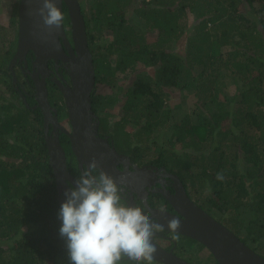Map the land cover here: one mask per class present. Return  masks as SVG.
<instances>
[{
  "label": "trees",
  "instance_id": "16d2710c",
  "mask_svg": "<svg viewBox=\"0 0 264 264\" xmlns=\"http://www.w3.org/2000/svg\"><path fill=\"white\" fill-rule=\"evenodd\" d=\"M78 1L96 86H105L94 89L93 107L121 113L119 135L136 133L153 146L205 210L264 253V0ZM19 3L6 10L0 0V264H70L42 122L5 69L17 48ZM141 68L145 80L117 86L119 74ZM226 78L231 98L222 90ZM173 88L192 101L189 109L170 105Z\"/></svg>",
  "mask_w": 264,
  "mask_h": 264
},
{
  "label": "water",
  "instance_id": "95a60500",
  "mask_svg": "<svg viewBox=\"0 0 264 264\" xmlns=\"http://www.w3.org/2000/svg\"><path fill=\"white\" fill-rule=\"evenodd\" d=\"M56 3L61 12L68 16L71 42L66 37L64 21L59 30L54 27L49 29L44 25L42 17L38 14L43 0H20L17 51L9 66L13 73V83L17 81L14 72L15 63L18 60H26L30 50L36 56L34 67H46L49 59L55 61L61 59L67 63L66 72L72 86H64L60 83L57 85L63 95L68 120L72 127V133L69 134L72 153L82 169L84 165L88 168L90 162L95 159L98 161L99 172L111 173L114 169L117 170L115 165L119 155L111 148L107 140L99 138V123H94L96 117L92 111L91 97L96 84V71L81 6L78 0H56ZM64 49H67L69 54H66ZM23 101L28 107L26 99ZM37 101L44 110V116L47 117L52 107L44 80L41 85H37ZM47 121L46 119V129H48ZM46 142L56 189L58 192L67 190L68 181L71 182L72 178L67 168L65 151L60 143L59 135H55L54 140L50 137ZM183 197L186 212L183 214L184 220L179 218L181 227L178 234L205 246L218 264H264L262 256L242 242L227 227L191 202L185 192ZM63 202L61 200V204ZM164 215H168L167 218L163 216L155 218L159 222L166 221V223L175 218L169 214ZM163 227L168 229L167 224ZM154 258L155 262L161 264H192L160 249L157 250Z\"/></svg>",
  "mask_w": 264,
  "mask_h": 264
},
{
  "label": "flooded vegetation",
  "instance_id": "af4514ba",
  "mask_svg": "<svg viewBox=\"0 0 264 264\" xmlns=\"http://www.w3.org/2000/svg\"><path fill=\"white\" fill-rule=\"evenodd\" d=\"M64 25L66 37L71 42L70 24L68 22V18H65V16ZM16 51L17 48L14 55L9 60V66L16 54ZM64 51L66 54H69V51L67 49H64ZM35 62L36 56L30 50L26 55V60H18L15 63L14 72L17 77L16 83H13V73L8 66L9 74L11 75V84L18 92V96L22 98V101L23 99H26L29 106L27 107L25 102L23 101L25 107L33 112H36L37 117L41 120L42 137L44 139L46 147L47 139L51 137L54 140L55 135H59L60 143L65 151L67 168L72 178L71 182L68 181V187H74L75 179L79 178V176L84 171L88 170V168L86 165H84L83 169L79 167L78 161L73 155L70 145L71 143L69 134L72 133L70 121H66V119L59 111V109H61L60 107L64 106L66 111L67 108L65 106L63 95L57 83H60L64 86H72L66 72L67 63H65L61 59H59L58 61L49 59L46 67H34L33 63ZM43 80L46 83V88L48 90V100L50 106L52 107V109H49L48 113L50 114H47V117L44 116V110L41 108L37 101V85H41ZM99 86L101 85L96 86L95 84V92L96 88L99 90ZM55 98H62L63 101L55 100ZM91 105L92 111L96 117L94 123H99V138L102 140H107L111 148L114 149L115 152L119 155V159L117 160L115 165L117 170L114 169L113 172L108 174L116 177L122 184L123 191L121 203L123 205H131L142 208L147 215L164 226L167 224L166 221L159 222L156 219L157 216H163L167 218L168 215L164 214H169L172 217L175 216L184 220L185 216L183 214L186 211L185 207L183 206V193L185 192L187 198L191 202L199 206L202 210L215 218L218 222L221 221L219 218H217V216H214L207 210H205V208L201 204L202 202L196 200V196H194V194L192 193L188 181L182 174L177 173L170 166L165 164L158 154L154 156L155 154H149L148 149H137V147L134 146L136 140H140L139 138H135V133L130 134V139H133L132 146L129 147L130 149H123L119 147L120 144L117 141L120 137L116 135V130L120 128L119 126H117V123L122 117L121 113L114 112V116H102L99 114V108H94L92 102ZM54 110H56V112H54ZM55 115L56 122L54 120ZM46 119L48 120V129H46L45 127ZM64 131H66L67 133H65ZM123 136L126 135L124 134ZM191 170L193 174L197 171L193 167L191 168ZM93 174L98 175L99 171L95 169L93 170ZM65 191L66 190L64 189L61 192H58L57 190L60 206L61 200L65 201L66 199L64 195ZM181 242H185L187 245H189L187 242L194 243L195 248L199 249V247H201V250L204 251L201 253V255H206L205 258H209L212 256V259L215 261L213 255L205 246L191 238L180 234H177L176 238H173V235L168 229H166V227L163 231L157 233L154 239V244L157 250L160 249L162 251L172 253L189 263L199 264L198 262L196 263L194 261H191L192 258H186L185 255L182 254V252L186 253V248L181 244ZM205 258L203 257L201 259ZM121 261L132 262L123 257ZM155 264L161 263L155 262Z\"/></svg>",
  "mask_w": 264,
  "mask_h": 264
},
{
  "label": "clouds",
  "instance_id": "9594fccd",
  "mask_svg": "<svg viewBox=\"0 0 264 264\" xmlns=\"http://www.w3.org/2000/svg\"><path fill=\"white\" fill-rule=\"evenodd\" d=\"M38 14L49 29L62 27L65 15L56 0H43ZM97 167L93 159L75 179V186L65 191L58 211L59 235L65 240L70 264H117L122 257L133 264H155L154 239L164 227L142 208L123 205L121 182L103 171L94 175ZM216 178L224 177L218 173ZM167 227L176 238L180 219L168 220Z\"/></svg>",
  "mask_w": 264,
  "mask_h": 264
},
{
  "label": "rangeland",
  "instance_id": "374dc122",
  "mask_svg": "<svg viewBox=\"0 0 264 264\" xmlns=\"http://www.w3.org/2000/svg\"><path fill=\"white\" fill-rule=\"evenodd\" d=\"M87 1H92V0H87ZM15 2V0H5V4H7V8H6V10L8 9L9 10V8H10V5L11 4H13ZM5 13L3 12V11H1L0 10V23H2V24H4L5 22H6V15H4ZM187 25H190L191 24V22H192V18H189L188 20H187ZM69 27V26H68ZM188 26H186V28H187ZM96 37H97V39L96 40H98L100 37H99V35L97 34L96 35ZM8 64L5 66V69H6V71L8 70L7 68H8ZM141 67V66H140ZM146 71L144 70V68H141L140 70H139V72H137V73H129V74H119L118 75V78L117 79H119V83L117 84V86H119V85H122L123 86V84L122 83H124V88H127L129 85H131V82L133 81L132 79H135V78H137L138 80L139 79H141V80H145L146 79ZM104 87L105 86H99L98 88H99V90H101L102 92H104ZM123 88V89H124ZM222 90H223V92L225 93V94H227L228 95V97H233V95L235 94V87L233 86V84H232V81L229 79V78H226L224 81H223V88H222ZM123 92H121V94H122ZM171 93H172V99H171V101H170V105L172 106V105H175V103L177 104V103H179L181 106L182 105H184L186 108L185 109H189L190 107H191V105H193V103H192V101L190 100V99H188V98H183V97H185V95L183 94V93H181V92H179L177 89H175V88H173V90H171ZM181 93V94H180ZM15 98V97H14ZM209 107H210V105H209ZM209 107H207V109L209 108ZM120 107H118L117 109H119ZM122 108V107H121ZM193 108H194V106H193ZM237 108V106L236 105H233V107H232V110L233 111H235V109ZM114 112H116L115 111V109L113 110V113ZM119 112H120V110H119ZM176 112H178V110H176ZM100 115H104V114H101V113H99ZM185 114V111H184V109L183 108H181V110H180V117H182L183 115ZM180 117H178L177 118V121L178 120H180ZM133 128V127H132ZM133 130V129H132ZM121 131V130H120ZM133 132H136V129L135 130H133ZM118 137H120L119 138V140L117 141L120 145H119V147H121V148H123V149H127V148H129L130 146H132V142H133V139L131 138L130 139V137L131 136H127L126 134V136H123L124 134H121L122 135V137H121V135H119L118 133L116 134ZM158 136L159 134L158 133H156V134H154L153 136H152V138L154 137V136ZM141 136V135H140ZM135 138H137V135H136V133H135ZM166 138H168L169 139V136H167ZM134 146H136L137 147V149L138 148H144V149H148V143H143V141H139V140H136V142L134 143ZM139 146V147H138ZM149 150V151H148ZM147 151L149 152V154H151V155H154V156H156V154H158V151L155 149V148H153V146L152 147H150V149H148ZM147 152V153H148ZM195 169V168H194ZM216 212V214L214 213V215L215 216H217V218H219L221 221H222V219H223V216L219 213V212H217V211H215ZM226 222H224L223 224H225ZM228 223H226L225 225H226V227L230 230V231H232L234 234H237L238 235V232H236L232 227H230L229 225H227ZM189 245H187L185 242L183 243V242H181V244L186 248V253H184V252H182V254L183 255H185V257L187 258V257H190V258H192L191 259V261H194V262H198L199 264H214V260L212 259V256L211 257H209V258H205V256H204V254H202L201 255V253L202 252H204V251H202L201 250V247H199V249H197V248H195V244L194 243H191V242H187ZM250 243V242H249ZM250 245H251V243H250ZM257 254H259L260 256H262L263 258H264V253H261V252H258L257 251ZM205 258V259H201V258ZM117 264H129V263H121V262H117Z\"/></svg>",
  "mask_w": 264,
  "mask_h": 264
}]
</instances>
